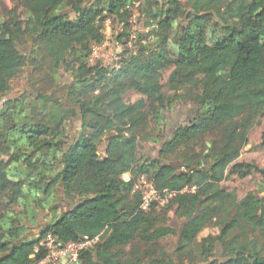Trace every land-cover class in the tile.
I'll use <instances>...</instances> for the list:
<instances>
[{
  "label": "trees",
  "instance_id": "16d2710c",
  "mask_svg": "<svg viewBox=\"0 0 264 264\" xmlns=\"http://www.w3.org/2000/svg\"><path fill=\"white\" fill-rule=\"evenodd\" d=\"M15 1L0 23V264H37L47 235L63 244L101 235L78 264H264V169L236 164L264 119V0ZM133 10L145 33L131 39ZM106 22L120 30L118 68L89 63ZM176 103L194 110L190 119L157 159L140 154ZM228 170L256 171L263 184L239 198L222 185ZM142 178L176 195L140 211ZM59 186L69 206L25 238L28 198L45 211Z\"/></svg>",
  "mask_w": 264,
  "mask_h": 264
},
{
  "label": "rangeland",
  "instance_id": "374dc122",
  "mask_svg": "<svg viewBox=\"0 0 264 264\" xmlns=\"http://www.w3.org/2000/svg\"><path fill=\"white\" fill-rule=\"evenodd\" d=\"M94 1V0H87ZM17 6L15 0H0V23L3 18L7 16L9 10L14 9ZM119 27L116 29H111L109 23H105L104 35L105 41L100 46H93L92 53L90 55L89 63L94 64L97 61H100L105 66H110L114 68H118L117 61L119 58L117 55L123 51L124 46L120 42H117L114 37L119 32ZM137 33H145L143 28V20L139 17V14L136 10L132 11V18L130 19V28L129 34L131 39L136 38ZM23 52H26V48H21ZM28 76V73L22 74L17 80H15L11 84L10 94L9 96H15L19 94L23 88L25 87V79ZM164 78V82L166 80ZM70 81V77L61 70L59 72L58 84H66ZM138 98V96L130 94L126 97V100L131 102ZM2 105V101H0V107ZM193 109L190 106L176 103L173 105L172 109L166 110L164 112L165 119L168 122L166 129L163 134L157 137V142L152 143L143 140L141 142L142 149L139 150L140 154H143L152 159L158 158V151L161 148V144L166 139H170L172 136V132L177 124L182 123L190 119L193 114ZM71 132L72 137L76 134L79 129V118H75L71 124ZM104 151V147L102 146L99 150V153L102 154ZM243 165H251L256 169L263 170L264 169V119H260L259 122L251 129L248 138L247 145L243 149L240 158L237 160L236 164ZM231 170L227 172V178L225 182L222 184L228 190L233 191L239 198L246 196L249 193L255 192L258 188V185L262 186L263 178L256 171L252 172L249 176L239 178L236 175H230ZM124 180H128V175L123 176ZM59 196L52 204V208H48L45 211L38 212L33 209L31 201L33 196H30L26 202V215L23 217V226L25 238L36 239L39 237L38 230L44 224H51L55 222L59 216L60 211L63 212L68 206L69 203L62 198V187L58 188ZM264 193L261 192L260 195ZM173 210H169L168 212V225L174 227L177 225L178 221L174 217ZM211 233V230H205L201 236H206ZM175 238L170 237L163 242V247L171 251L175 246ZM220 247L216 250V257L220 259Z\"/></svg>",
  "mask_w": 264,
  "mask_h": 264
},
{
  "label": "built area",
  "instance_id": "2783aa9c",
  "mask_svg": "<svg viewBox=\"0 0 264 264\" xmlns=\"http://www.w3.org/2000/svg\"><path fill=\"white\" fill-rule=\"evenodd\" d=\"M136 188L142 192L139 207L140 211H148L152 205L162 207L169 199L176 195L175 193L168 191L162 193L157 192L153 185L144 178L140 179ZM187 191L192 192L194 191V188H191L190 190L186 188L183 190V192ZM102 240V236L99 235L93 239L83 238L77 243L63 244L51 235H47L39 243V247L43 248L45 255L42 260L37 262V264H78L81 253L89 250L97 243L102 242Z\"/></svg>",
  "mask_w": 264,
  "mask_h": 264
}]
</instances>
